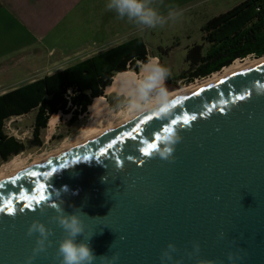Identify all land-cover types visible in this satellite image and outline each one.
Returning <instances> with one entry per match:
<instances>
[{
    "label": "water",
    "instance_id": "1",
    "mask_svg": "<svg viewBox=\"0 0 264 264\" xmlns=\"http://www.w3.org/2000/svg\"><path fill=\"white\" fill-rule=\"evenodd\" d=\"M169 136L180 139L162 159ZM61 201L86 214L77 242L91 237L93 264H264V61L0 180V264H60ZM33 221L52 234L29 262Z\"/></svg>",
    "mask_w": 264,
    "mask_h": 264
},
{
    "label": "trees",
    "instance_id": "2",
    "mask_svg": "<svg viewBox=\"0 0 264 264\" xmlns=\"http://www.w3.org/2000/svg\"><path fill=\"white\" fill-rule=\"evenodd\" d=\"M201 32L203 43L209 47L204 53L203 43L189 47L186 54L189 69L180 74V79H204L238 59L262 58L264 0H244L205 22ZM158 50L160 55H165L170 48ZM149 54L143 38H132L0 95V157L8 160L24 149L23 144L4 132L6 120L36 109L33 138L38 142L52 115L70 114L69 123H74L87 113L94 99L103 96L115 75L128 71L138 74L140 65L149 60ZM154 57L162 60L159 54ZM166 81L171 83L168 78Z\"/></svg>",
    "mask_w": 264,
    "mask_h": 264
},
{
    "label": "rangeland",
    "instance_id": "3",
    "mask_svg": "<svg viewBox=\"0 0 264 264\" xmlns=\"http://www.w3.org/2000/svg\"><path fill=\"white\" fill-rule=\"evenodd\" d=\"M202 16H187L182 20L169 21L164 26L148 28L143 31L136 29L137 27L133 23H125L129 25L119 24V27L117 28L118 35L115 37L114 41H126V36H129L128 29L131 28L132 25L135 26L136 31H134V29L130 31H134V33L131 34V37H141L145 40L150 53L149 57H154L159 54L162 58L160 63L169 69L170 74L168 79L171 81L172 85L181 87L189 86L196 81H202L211 76L210 75L204 79H195L193 81H190L188 78L180 79L179 77L180 74L189 69V63L186 60L189 46L193 43H203L201 27L206 22L204 19L209 15ZM89 27L90 25L87 22H74L71 29H66V27H64L61 31L63 37L54 36L52 39H44L42 47H32L33 51L36 50L37 52V50H41L42 54L40 57H38V55H36V57H33L32 55H24L22 57V54L26 51L18 54H10L3 62H5V65L8 67L9 65L11 66L0 72V91H11L31 82L32 80L40 79L46 75L62 70V67L66 64V60H60L61 58H67L68 65L75 62L73 60L78 59H76V53L81 52L83 48H86L83 44L86 40L85 36L91 33L88 29ZM113 38L114 37H106L104 40L111 41ZM98 40L100 41L99 44L104 42L102 38ZM159 47L163 49L170 48V51L168 54L160 55V51L158 50ZM208 47L209 45L207 43H203L202 52L204 53ZM248 58L256 60V58L253 57ZM150 60L156 59L151 58ZM128 73L135 74L132 71H128ZM139 74L140 71L135 75L139 76ZM100 98L106 102L110 110L123 115L120 119L128 112H131L129 98L124 95L118 96L117 94H114L107 96V94L105 95L104 93ZM35 115L36 109L25 115L12 117L5 121L4 132L6 135L23 144L24 149L19 154L11 156L8 160H3L0 157V167L16 156H21V160L25 163L32 164L37 158H39V156L42 157L60 150L64 144L75 141L81 135V130L88 124L89 119L88 113H86L79 116L78 120L74 123H69L71 117L70 114H55L58 115V121L54 131L49 135L48 127H46L40 132L39 140L37 142L33 138Z\"/></svg>",
    "mask_w": 264,
    "mask_h": 264
},
{
    "label": "crops",
    "instance_id": "4",
    "mask_svg": "<svg viewBox=\"0 0 264 264\" xmlns=\"http://www.w3.org/2000/svg\"><path fill=\"white\" fill-rule=\"evenodd\" d=\"M243 1L149 0L150 6L157 9L164 16H167L170 11L178 12L179 15L175 21L182 20L187 16L209 15L204 19L206 22L219 14L227 12ZM107 3L108 0H0V72L11 66L8 67L3 62L10 54L26 51L22 54V57L24 55H32L33 57L38 55L40 57L41 50L39 49L36 52V50L33 51L32 47H42L44 39H52L54 36L63 37L61 31L64 27L71 29L74 22L89 23L90 27L88 29L91 33L85 36L86 40L83 45L86 48L76 53V59H78H74L75 62L68 65L67 58L60 59L66 60V64L62 69L123 43L121 40L114 41L118 35V25L130 22L126 18L120 19L114 11H109L106 8ZM135 28L132 25L128 29L129 36H126L127 40L132 39L131 34L136 31ZM133 29L134 31L130 32ZM106 37L114 38L111 41H105L104 38ZM100 38L104 40L101 44L98 40ZM193 45L195 44L193 43L191 46ZM151 58H155L160 63L158 57H148L149 60ZM6 92L8 90H1L0 95ZM114 94L120 95L111 93L107 96Z\"/></svg>",
    "mask_w": 264,
    "mask_h": 264
},
{
    "label": "clouds",
    "instance_id": "5",
    "mask_svg": "<svg viewBox=\"0 0 264 264\" xmlns=\"http://www.w3.org/2000/svg\"><path fill=\"white\" fill-rule=\"evenodd\" d=\"M106 8L114 11L120 19H127L133 23L139 30L143 31L148 28L164 26L169 21H175L179 15L176 11H170L167 16L162 15L157 9L150 6L149 0H108ZM169 69L156 60H149L140 65V74L138 77L127 79L121 82L122 91L129 98V105L132 109L143 111L149 106H154L159 111H164L170 104L169 93L166 88V79L169 76ZM179 136H169L164 142V146L158 151L162 159H169L174 151V145L179 141ZM119 167V166H118ZM105 179H107L105 177ZM60 204H52L51 208L55 209L56 215L53 219L63 229L64 235L59 241V247L56 257L60 259V264H93L96 257L87 240L77 242L78 236H83L85 227L81 219V209L73 206V211L68 213ZM43 211V209H41ZM83 213V212H82ZM84 214V213H83ZM86 215V214H84ZM38 233L36 246L33 249V255L28 257L31 262L35 256L46 251V242L50 244L49 236L52 234L51 229L47 228L40 221H33L28 228V235L32 236ZM168 248L175 250V245L169 244ZM196 251H199V245H195ZM107 261V264H113L118 260V255L109 258L100 257ZM171 260L172 257L168 252H164L161 260ZM229 259H233L229 254ZM200 264H210L208 261H201Z\"/></svg>",
    "mask_w": 264,
    "mask_h": 264
},
{
    "label": "bare ground",
    "instance_id": "6",
    "mask_svg": "<svg viewBox=\"0 0 264 264\" xmlns=\"http://www.w3.org/2000/svg\"><path fill=\"white\" fill-rule=\"evenodd\" d=\"M259 61H264V57L260 58V60L255 59H245L242 61H235L233 64H231L229 67L224 68L222 71L218 73H214L210 77H208L205 80L202 81H196L195 83L189 85V86H183L179 88H173L172 86H169L167 83L166 88L169 93V98L176 97L178 95H181L183 93H187L189 91H193L197 88L203 87L205 85L211 84L213 82H216L223 77H226L234 72L240 71L242 69H245ZM138 77L135 74L132 73H119L114 76L111 86L107 87L105 90V94L109 95L111 93H118L120 95H124L125 97H128L124 91H122L121 82L127 79H132ZM172 91V92H171ZM119 95V96H120ZM154 106H149L145 108L143 111H137L131 108V112H128L124 117L120 119L121 113H115L114 111L110 110L109 106L106 104V102L102 98L94 99L92 104L88 108V124L84 126L81 130V135L73 142H70L68 144H64L60 150H65L71 146L77 145L89 138H92L106 130H109L113 127H116L134 117L137 115H140L141 113L148 111L149 109L153 108ZM58 121V115H53L50 117L47 123L48 127V134L51 135V133L54 131L56 124ZM73 140V139H72ZM58 150V151H60ZM58 151H55L53 153H49L48 155L55 154ZM48 155H44L42 157L39 156L32 164L42 161L45 157ZM21 156H16L13 159H11L9 162L5 163L0 167V180L8 178L31 164L25 163L20 158Z\"/></svg>",
    "mask_w": 264,
    "mask_h": 264
},
{
    "label": "snow or ice",
    "instance_id": "7",
    "mask_svg": "<svg viewBox=\"0 0 264 264\" xmlns=\"http://www.w3.org/2000/svg\"><path fill=\"white\" fill-rule=\"evenodd\" d=\"M192 119H195V117H192ZM183 123H188V118L187 117H185ZM169 131H170V129H169ZM150 147H155V145L154 144L150 145ZM41 199H43V197H41ZM25 207H31V204H26ZM4 210H5L4 208H0V211H4ZM20 210L23 211V208L20 209ZM7 211H8L9 214H11L14 211V209L10 206V202H9V206L7 207Z\"/></svg>",
    "mask_w": 264,
    "mask_h": 264
}]
</instances>
